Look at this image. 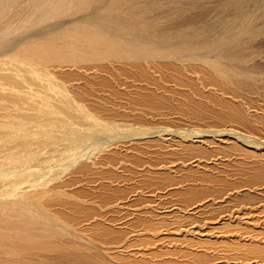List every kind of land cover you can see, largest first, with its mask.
Listing matches in <instances>:
<instances>
[{
    "label": "rangeland",
    "instance_id": "rangeland-1",
    "mask_svg": "<svg viewBox=\"0 0 264 264\" xmlns=\"http://www.w3.org/2000/svg\"><path fill=\"white\" fill-rule=\"evenodd\" d=\"M81 1L83 3L79 8H83L84 10H74L70 15L68 14L65 16L66 19H60L65 25L60 23L58 19L56 24L52 25L53 27L51 25L46 26L49 31L44 27L45 29L43 28L42 30L31 31L29 35L26 34L27 36L23 38L27 40L34 32V34L41 35L46 34V32H53L55 29V32L59 35L60 33L66 35L68 32L69 35L75 34L77 28L80 27L77 26V24L83 21H91L92 17H94L95 23L98 24L96 21L99 19L104 20L107 17H112V15L116 16L113 17L118 20L117 22H119L121 18L124 19L121 23L119 22L121 25L118 27L123 29L124 27L125 29L129 28V30L131 28L132 30L141 28L138 31L139 33L142 31L140 35H142L144 39L148 37L152 39L153 36L159 39L160 33V37L165 38L166 36L168 40H171V38L175 36L185 37L186 35L189 36V34L190 36L192 35L191 37L196 35L202 36L204 34H208L210 37V35H212L211 33H213L211 37L214 38L215 36L220 42L224 41L220 44V52L218 50L213 51L211 53L214 54L212 55L210 53L209 56L214 59L215 63L217 61L216 64L219 67H223L231 84L233 83L232 85L237 86L235 90L239 93L237 91H230V94L228 92L221 93L207 83H204L206 86L204 85L201 88L200 86L199 88L192 86L188 82H197L198 76L188 69L175 74L170 71L163 72L162 74H155L154 77L156 81L151 83L147 79L139 77L138 74L137 76L136 74L134 75L133 73L136 72L128 68H126V71L128 69V75L126 74L128 77L126 75V77H122L123 75L117 77L111 76L109 73H95L91 71L85 75L80 71L77 73L72 67L62 69L51 67V70L65 82L66 86H70L69 89L75 88L80 92L85 89L91 91L86 103H88V106L92 107L95 113L99 112L97 114H99L100 117L102 116V119L105 118L106 121L109 119L116 123L120 122L121 124H125L126 128L141 125L146 128L147 131L145 130V132H143L144 135L125 132L122 133V136L120 133L103 141L105 143L100 142L98 144L96 142L99 146L98 148H103L100 152L93 147L95 143L82 142L83 144H79V149L86 154V159L89 157L87 162H84V158L82 157L81 159V156L76 158V162L79 161L76 165L74 163L75 161L73 162L70 160L73 163L67 162L69 163L68 167L66 166L68 170L64 167L66 163L63 162L64 166L61 164L62 162L55 163L54 167H56V169L58 168V170L64 167V169H61L63 177L61 176L51 187L61 190L66 197L51 199L47 202V209L49 212L52 211L60 214V218L53 216L51 213L49 215L47 211H43L40 207L35 208L36 206L29 202L26 203H29L30 207L31 205L34 207L33 210H36L35 212L38 213V216L26 210L24 212H19V217L24 220L26 213L30 219L33 217L42 219L48 223H50L52 219L53 221L56 220L55 222L52 221V223H55L53 226L55 225L54 227L56 228L58 226L61 233L52 236L51 239L62 243H67L73 239L76 240L82 246V250L79 251V253L84 255V257L81 255L79 256L78 251L67 248L55 249L54 251H18L14 253L8 252L5 248H0V264H19L22 261L28 264H250L252 261L251 264H264V255L254 254L256 257L253 258V253L248 255L242 248L243 245H248L249 242L254 244L257 243V245L260 244V247L264 246V236H262L264 234V202H262L264 200V169H261L262 167L264 168V163L258 165V162L253 156H250L253 158L247 156V158L249 157V159H247L244 154L235 153L233 150H229L230 155L231 153L232 155L226 158L224 156H219L220 153H216L217 155L214 153L215 155H212L211 158L214 156V159L216 158V165L214 164L216 174L223 176L227 182L228 180L234 182L237 185L236 188H239V193L229 197L228 193H231L230 191H236L237 189L234 188L231 190V188L224 186L222 188L225 191L222 189L223 191L220 195L208 196L205 198L202 196H193L188 199L183 196L181 197L174 190V187L166 181L164 173H168L169 171L173 172L175 175L174 179L177 180L178 183L181 179L183 180V178L192 174L194 171H199L198 169H193L191 164H188V166L186 165V167H178L179 169L176 168L174 169L175 171L171 170L169 167L171 163L168 162L177 161V159L178 161L186 160L185 162L187 164L188 159L186 158H189L187 155L190 151L172 152V149H170V151L169 148L162 147V141L169 137L170 134L178 136V134L180 135L181 133H189V135L191 134L193 137L200 136L207 139L208 137L212 138V135L223 133V137H215V139L224 138L226 141H236L235 136L237 137L239 135V142L241 139L244 141H247L248 138L251 139H248V141L252 142L249 145L254 147H252V150L254 149L256 153L264 151V1L261 0L263 2L260 3V1L259 4H257L258 2L254 3L253 0ZM139 2L142 3V5ZM121 4L126 5H123L122 8ZM137 4H139V6H137ZM143 5L148 8H145ZM116 6L118 9H116ZM132 6L136 7L134 8ZM136 8L138 11L134 10ZM78 10L81 12L79 13ZM126 11L133 12L135 15L140 14V16L138 17L136 15L134 19L127 17V19L124 17ZM261 11H263V13ZM141 13H143L144 16H142ZM145 16L150 17L146 18ZM85 18L88 20H85ZM70 20L71 22H69ZM125 20L127 21L124 22ZM151 20H154V23ZM133 21L135 26L137 25V28H134ZM67 23H69L68 26ZM100 24L102 26V23L99 21V25ZM62 25L66 28L64 26L63 28ZM125 25H127V27ZM143 27L145 28L144 30H142ZM44 30L47 31L45 32ZM146 31L148 33L151 31L154 35L152 33L148 34ZM208 31L209 33H207ZM118 32L115 31L113 33H118L117 36L119 37L121 31ZM122 32L123 38H125L127 32ZM150 34L153 36H149ZM168 35H173L174 37H169ZM25 40H18V43L16 42V45H13L14 48L13 46H8L9 48L4 47L6 50L1 48V51L7 53L12 49L14 50L17 46L23 44ZM113 65L117 66L120 64L114 63ZM59 70L62 71L59 72ZM130 71L133 72L131 73ZM130 74L132 75L130 76ZM133 75L136 76V78L132 77ZM177 76L180 77L181 82L177 79ZM104 80H108L107 85H104ZM184 81L185 83L183 84ZM147 93H154L167 98L169 102L167 107L165 106L159 108V110H154L149 108L148 104L144 105V102L142 104L141 96L143 97ZM237 96L238 98H236ZM138 101H141V103H139L140 105L137 104ZM171 106L175 107V109ZM237 106L243 107L242 112H245L249 119L251 118L250 123L255 125L254 129H257L256 131H251L247 127L245 128L244 125L236 122L237 120L235 121V119L232 120L230 118L234 117L235 109L238 110ZM230 107L233 109L235 108L233 112L230 110ZM139 137H144V139H139ZM131 140L139 144L136 145V147L132 146ZM96 144L95 146H97ZM229 151L226 155L229 154ZM85 154L83 156H85ZM218 156L219 158L217 160ZM157 163V166L160 167L164 164L168 165L167 167L164 166L165 168L161 167L160 173L155 167ZM57 164L59 165L57 166ZM83 164H86V168L83 170L79 169V165ZM52 165L46 166L45 171L46 168L49 167L51 171ZM43 168L44 167H42L41 170H43ZM259 168L260 170H258ZM53 169L55 168H52V170ZM48 170L46 174L50 173ZM62 170L64 171L62 172ZM45 171L42 172L45 174ZM251 176H253V180ZM249 179L252 180V185L249 184L253 186L252 188L249 185L248 188L246 185H243L245 182H248ZM191 182L182 181V185H178L183 187H188L187 185L202 187L200 183L196 184L195 182ZM228 189L230 190L228 191ZM244 191L249 195L246 196ZM252 191H254V193ZM242 192L244 193L242 194ZM222 195H225V197ZM236 196L240 199L238 197L236 198ZM244 196L247 199L250 198L247 200L249 203ZM258 197H260V201L257 200ZM243 198L245 199V204L242 203ZM254 198L256 199L254 200ZM255 201L257 203H255ZM23 202H25V200H23ZM200 203L207 208L205 209V214H196L197 216L192 215L191 212L192 209H194V205ZM240 207L241 210L244 209L239 216L241 221L239 217L235 215L236 209ZM245 210L246 212H244ZM5 211L4 213L7 214V218L10 217L11 211ZM243 212L244 214L248 213V215H244ZM41 213L44 214V217H42ZM231 213L234 216V218L231 219L235 220L234 223L230 222V220L227 221ZM12 214L14 213L12 212ZM15 215L18 214L15 213ZM29 217H27L26 220H29ZM64 217L69 221L70 226L62 222L61 218L64 219ZM47 218L52 219L49 220ZM247 219L253 220H251L253 227L249 224L247 228H244L246 226L242 225V221L245 222ZM254 220H257L260 226L258 222ZM223 222H225V224ZM230 223L231 225L236 224L231 227L229 225ZM239 223L241 225H239ZM50 225L52 224L50 223ZM152 228L154 231H148ZM195 228L197 230H195ZM250 228L252 230L248 231ZM257 228L260 229L259 233L257 232L259 230ZM230 230H233L232 233H230ZM147 231L150 234H148ZM261 231L263 233H261ZM246 232H249L250 235ZM13 234V236H20L18 233ZM145 236L147 238L150 237V240L148 239L150 244L148 245L145 244V240H147ZM195 236L203 240L209 238L207 240H211L210 243L212 244L197 245L196 247L194 245L191 246L190 244L196 243L193 242ZM161 237L162 239H160ZM233 237L236 238L234 239ZM177 240L181 242L179 243ZM232 240H234L233 242L235 245ZM151 241L153 244H151ZM224 242L227 245H225ZM228 244L233 245V248L231 249ZM236 244H242V246ZM233 249H237V251ZM262 249L264 251V247H262ZM149 250L152 251L150 252ZM186 250L188 253H185ZM154 251L155 253L158 251L157 254H154ZM241 251H244L243 255ZM150 253L153 254L149 255ZM230 253L234 257H232ZM244 255H246V257H244ZM258 256H262V259ZM238 258H241L243 261ZM250 258H253V260ZM103 259L104 261L106 260V262H104ZM259 259H261L260 263Z\"/></svg>",
    "mask_w": 264,
    "mask_h": 264
},
{
    "label": "bare ground",
    "instance_id": "bare-ground-1",
    "mask_svg": "<svg viewBox=\"0 0 264 264\" xmlns=\"http://www.w3.org/2000/svg\"><path fill=\"white\" fill-rule=\"evenodd\" d=\"M253 1L254 3L258 2L257 4H259L261 0H253ZM263 1H261L260 3H262ZM82 3L83 2L81 0H0V248L2 249L5 248V250L11 253L18 252V251H29V252L52 251V250L54 251L55 249H64V248L72 249L74 251H78L79 253V251L82 250L81 248L82 246L76 240L73 239L71 241H68L67 243H62L60 241L51 239L52 236L58 235L61 233V230L58 229V226L57 228L54 227L55 225L53 226V224L55 223H52L53 221L52 218H50L52 219L50 221L52 225H50V223L43 221L42 219H37L33 217L30 219V217L27 216V213L25 215V220H24L21 217H19V214H20L19 212L20 211L24 212L26 210L30 213L33 212L37 214L38 216V213L35 212L36 210L35 211L33 210L34 207H32V205L31 207L29 206V203H33L34 206H36L35 208L40 207L43 211H47L49 215L51 213L53 216L60 218L61 216L60 214H57L52 211L49 212V210L47 209V202H49L53 198H57V199L65 198L66 195L61 190L54 189L53 187H51V185L56 183V181H58L61 178L62 176L61 169H64V167L66 166L68 167V164L73 163L74 161H75L74 162L75 165L76 163L77 164L79 163V161L76 162V158H79L81 156V159L83 157L84 162H87L89 157L88 159H86L87 156L84 152H81V150L79 149V144L80 143L83 144L82 142L93 143V144L94 143L96 144L97 142L99 144L100 142L106 141L107 139H110L111 137H114L120 133L122 134L125 132L144 135L143 132H145L146 130V128L142 127L141 125H137L133 127L130 126L126 128L125 124H121L120 122L116 123V122H112L109 119L108 121H106L105 118L102 119V116L100 117L99 114H97L99 112L95 113L92 107L88 106V103H86L88 99V95L90 96L91 91H89V89L87 90L85 89L84 91L80 92L79 90L75 88L69 89L70 86L67 87L65 82L61 78H59L54 73V71L51 70V67H55L59 69L72 67L74 70L77 71V73L78 71H80V72H83L85 75H87V73L91 71L95 73H105V74L109 73L111 74V76H117V77H120L122 75H123L122 77H126L128 75V69H132L134 72H136V73H133L134 75L136 74L137 76L138 74L139 77L147 79L151 83L156 81L154 77L155 74H158V73L162 74L163 72H166V71H170L171 73L175 74V73H180L188 69L192 73L194 72L195 74H197L198 76L197 82H194V81L188 82L192 86H196L197 88H199L200 86L201 88L202 86L205 85L204 83H207L208 85L213 87L215 90H219L221 93H225V92L229 93L230 91L232 92L237 91L235 90L236 89L235 87L237 86L232 85L233 83L231 84L230 79L228 75L226 74V71L223 70V67L222 68L219 67L216 64L217 61L215 63L214 59H212L211 56H209L211 52L216 51V50L219 51V48L221 46L220 44L221 42L224 41L223 40L220 42L219 39H216L217 37L216 38L215 36L214 38L211 37L213 33H211L212 35H210V37L208 34H204L202 36L196 35L193 37H191L192 35L190 36V34H189L190 37L188 35H186L185 37H182V36L174 37L173 35L171 36L168 35L169 37H172V36L174 37V38H171V40H168L166 36L165 38L160 37L161 33H160L159 39L158 37L154 38L153 36L154 34L151 31H149V33L153 34V35L150 34L149 36H153V38L149 39L148 37L144 39V37L142 38V35H140L142 34L141 33L142 31L140 33L138 31L141 28L140 29L138 28L136 30H132L131 28L129 30V28L125 29L124 27L123 29L121 27H118L119 25H121L120 23L124 19L122 18L121 20L119 19V22H120L119 23L117 22L118 20L114 18L116 16L112 15L110 12L109 13L112 15V17L106 16L107 18H105L104 20H100L98 18L99 20L97 19L98 21H96L98 22V24L95 23L93 19L94 17L91 18L93 21L92 20L83 21L84 23L82 22L80 24H77V26H80V27L77 28V32L75 34L69 35V32L65 29L68 33L66 35H63L62 33H60L59 35L57 34V32H55L56 30L55 28L53 32H50V33L46 32L48 30L46 26L55 25L58 19H59V22L62 23L60 19H63V18L66 19L65 16H67L68 14L70 15V13H72L74 10L80 9L79 7L82 5ZM140 4L142 5V3ZM123 5H126V4H121V7ZM137 6H139V4H137ZM137 8L134 10L138 11ZM109 9H106V10H109ZM116 9H118L117 6H116ZM80 12L81 11H79V13ZM261 12L263 13V11ZM124 15H125L124 16L125 18L130 17L134 19V17H136L137 14L135 15L133 12L126 11ZM141 15L144 16L143 13H141ZM137 16L139 17L140 14ZM258 16L261 17L260 15ZM145 17L148 18L150 16L148 17L145 16ZM85 20H88V19L85 18ZM99 21L100 23H102V26L101 24L99 25ZM126 21L127 20H125L124 22ZM69 22H71V20ZM132 23L134 24V21ZM68 24L69 23H67V26ZM64 25H62V27ZM125 26L127 27V25ZM136 26L134 28H137ZM44 27L47 29L46 31L44 30L46 34L38 35V34H34L35 33L34 32L31 34L30 37L27 38V40L23 38L29 35L31 31L42 30ZM144 29L145 28L143 27L142 30ZM50 31H51V28H50ZM112 31L113 32L121 31V33L119 34V37H118L117 34L119 32L114 34ZM122 31H124L125 33L127 32V36L125 35V38H123L124 36L122 34L123 33ZM207 33H209V31ZM20 39L25 40L24 43L21 44L20 46H17L14 50L12 49L7 53H3L1 51V48L3 49L4 47L7 48L8 46H13L14 44L16 45V42L18 43V40L21 41ZM4 50L6 49L4 48ZM211 54L213 55L214 53H211ZM114 63L115 64L119 63L120 65L114 66L113 65ZM126 68H128L127 71H126ZM60 71L62 70H59V72ZM131 75L132 74H130V76ZM134 75L132 77L136 78V76ZM185 76L187 77L186 74ZM177 79H179L180 81L179 76H177ZM107 83H108V80L107 81L104 80V85H107ZM184 83L185 81L183 82V84ZM236 98H238V96ZM141 99H142V104L144 102L145 103L144 105L148 104L149 108H152L154 110L155 109L159 110V108L165 107V106L167 107V104L169 103L167 98L161 97L154 93L153 94L147 93L143 97L141 96ZM139 103H141V101L137 102V104ZM171 107L175 109V107L173 106ZM232 107H230L231 108L230 110L233 112L235 108L233 109ZM237 108L238 110L235 109V114L233 113L234 114L233 116L235 118L234 117L232 118L230 116L229 117L232 120L233 119H235V121L237 120L236 122H239L241 125H244L245 128L247 127L251 131H256L257 129L256 130L254 129L255 125L250 123L251 118L249 119L247 117V114L245 112H242L243 107L241 108L237 106ZM232 112H231V116H232ZM222 134L212 135L213 136L212 138L208 137L207 139H205L204 137H200V136L193 137L191 136V134L189 135V133L187 134L181 133L180 135L178 134V136L177 135L174 136L170 134L169 137H167L166 139L162 141V147L167 148V149L169 148V150L172 149L173 150L172 152L187 151V150L190 151V152L188 151L189 153L187 155V157L189 156V158H186L188 159L187 164L185 162L186 160L178 161L177 159V161H169L168 163H171V165L169 166L171 170H174L178 167L180 168L186 167V165L188 166V164L189 165L191 164L193 166V169L195 168L199 170L197 172L194 171L192 174H189L187 177L183 178V180L180 178L181 181L178 183H177V180L174 179L175 175L173 174V172L168 170L169 171L168 173H164L166 181H168L169 184L174 187V190L181 197L183 196L184 198L186 197L189 199V198H192L193 196L194 197L202 196L205 198L208 196L220 195L221 192L224 190L222 188L224 186L231 188V190L237 187V185L234 182H230L229 180L227 182V180L223 178V176H219L216 174V170L214 166V164L216 165V158L214 159L215 156L211 158V156L215 155L216 153L217 154L220 153L221 155L219 154V156L221 157L224 156L226 158L227 156L230 155L229 150H233L235 151V153L238 152L240 154H244L246 158L247 156L249 157L253 156L255 160L258 162L257 163L258 165L261 163H264V151H260L257 153L255 152L254 149L253 151L252 150L253 146L249 145L250 143H252L248 141L249 138L247 139V141L246 140L244 141L241 139L240 142L238 141L240 138V137L238 138L239 135L237 137L234 135L236 141H234L233 139H232L233 141H226V139L224 140V138L215 139V137H223ZM139 139H144V137L142 138L139 137ZM132 140H131V145L136 147V145H138L139 143L132 142ZM95 144L93 147L98 149L99 152L103 150L102 147L98 148L99 146L97 144H96L97 146H95ZM228 151H229V154L226 155ZM84 154L85 156H83ZM219 156L217 157V160ZM249 157L247 159H249ZM253 157H250V158H253ZM70 160H72L73 162ZM58 162H62L61 163L62 165L64 162L66 163V165L65 166L63 165L64 167H62V165L59 163L62 168L58 170V168L56 169V167H54V164ZM59 164H57V166ZM51 165L53 166L52 168H55V169L52 170L51 168V171H50L49 169L50 167H49V168H46V171H45V167L51 166ZM157 165L158 163L155 165V167L160 172V170L162 169L161 167L165 168L167 167L168 164L167 165L164 164L161 167ZM42 167H44L43 170H41ZM85 168H86V164L79 165V169L83 170ZM261 169H264V168L262 167ZM47 170L50 171V173L46 174ZM258 170H260V168ZM42 171H45V174ZM63 171L64 170H62V172ZM252 177L253 176H251V179ZM251 179H249L248 182H245V184L243 185H246L248 188L249 184L252 185L253 179L252 180ZM182 181L183 182L192 181L191 183L195 182L196 184L200 183V186L202 187H197L193 185H187L188 187H183V186L178 185V184L182 185ZM250 187L252 188L253 186H250ZM236 189H237L236 191H233V192L230 191L231 193H228L229 194L228 196L230 197L231 195L234 196L238 194L239 188H236ZM229 190L230 189H228V191ZM244 192H242V194ZM252 192L254 193V191ZM225 195H222V196L225 197ZM248 195L246 193V196ZM237 197L238 196H236V198ZM244 198L246 197L244 196ZM244 198H243V202L241 199V202L245 204ZM259 198L260 197H258L257 200H259ZM248 199L246 198V201ZM255 199L256 198H254V200ZM23 200H25V202H23ZM256 201L255 203H257ZM26 202H29V203L27 204ZM262 202H264V200ZM193 208L194 209H192V212H191L192 215H196V214L203 215V213L206 211L205 209H207L201 203L194 205ZM5 210L11 211V216L9 215L10 217L7 218V214L4 213L6 212ZM242 210H241V207L236 209V214H235L236 217H239L240 214H242ZM12 212L14 214H12ZM184 212H187V211H184ZM244 212H246V210ZM15 213H17L18 215H15ZM259 213H262V212H259ZM41 214H42V217H44V214L43 213ZM244 215L247 216L248 213ZM26 216L29 217V220L28 219L26 220L27 218ZM229 216L230 217L227 218L228 220L227 219L226 220L227 221L230 220V222L234 223L235 220H231L234 218L233 214L231 213V215L229 214ZM248 219L245 220V222L242 221V225L246 226L244 228H247L249 224L252 225L251 222L253 220L251 219L252 220L251 221ZM61 220L66 225L70 226L69 221L65 219V217L64 219L61 218ZM239 220H240V217H239ZM55 221L56 220H54L53 222ZM254 221L258 222L257 220H254ZM223 223L225 224V222ZM235 224H232V225H235ZM229 225L232 227L231 223ZM239 225L241 224L239 223ZM223 226L222 228L224 229V227L226 226L224 227ZM195 230L197 229L195 228ZM250 230L252 229L250 228L248 231ZM148 231L152 232L154 231V229L152 228L151 230H148ZM232 231L230 230V233H232ZM257 232L259 233L260 229ZM13 233H18L20 236H13L14 235ZM261 233L263 232L261 231ZM148 234L150 233L148 232ZM247 234H249V232ZM259 235H262V234H259ZM199 236H202V235H199ZM262 236H264V234ZM233 238L235 239L236 237H233ZM146 239L147 240L144 239L147 242V243L145 242V244L147 245L150 244L149 243L150 241L148 242V239L150 240V237L149 238L146 237ZM160 239H162V237ZM207 239L203 240V239L196 238L195 236L196 241L195 240L193 241L192 239L191 240L196 243L190 244V245L191 246L194 245L196 247L197 245L212 244L210 243L211 240L209 241ZM233 241L234 240H232V242ZM151 244H153V242ZM229 244L228 246L231 247L232 249L233 245H229ZM233 244L235 245L234 242ZM236 245L242 246V244H236ZM258 245L257 243L254 244V243L249 242L248 245H243L242 248L245 250V252L248 253V255L251 253H253L252 256L254 254L264 255V251L262 249V247L264 246L260 247V244ZM155 251H154V254H157L158 251L156 253ZM235 251H237V249ZM192 252L190 253L193 254ZM243 252H242V255H243ZM185 253H188L187 250L185 251ZM152 254L150 253L149 255H152ZM80 255L81 253H79V256ZM246 255H244V257H246ZM81 256L84 257V255H81ZM254 257L256 256L254 255L253 258ZM258 257L261 258L262 256H258ZM227 258L229 259L228 256ZM253 258H250V259L253 260ZM242 259L241 261H243ZM261 259H259V263L261 262ZM104 262H106V260ZM22 263L28 264V263H25L24 261L20 262L19 264H22Z\"/></svg>",
    "mask_w": 264,
    "mask_h": 264
}]
</instances>
